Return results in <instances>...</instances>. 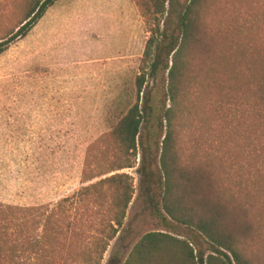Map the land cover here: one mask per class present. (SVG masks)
Listing matches in <instances>:
<instances>
[{"label": "rangeland", "instance_id": "obj_1", "mask_svg": "<svg viewBox=\"0 0 264 264\" xmlns=\"http://www.w3.org/2000/svg\"><path fill=\"white\" fill-rule=\"evenodd\" d=\"M189 1L167 3L160 67L145 83L148 121L134 166L116 171L134 178L135 193L122 239L111 242L103 264L116 253L128 256L154 231L188 240L196 254L211 253L193 228L164 221L150 202L154 195L161 202L164 193L161 156L172 105L167 46L181 41L180 16ZM29 2L0 0V39L18 27ZM203 24L206 32L188 55L174 149L181 162L192 164L203 194L221 204L214 207L228 223L247 221L258 229L247 242L256 264H264V199L251 186L262 160H253L248 147L263 141L251 108L263 77L264 0H211ZM150 35L137 0H58L0 57V203L54 206L73 195L83 186L85 158L96 143L88 175L109 170L119 151L104 136L137 101ZM95 196L86 195V206H110L108 189L102 203Z\"/></svg>", "mask_w": 264, "mask_h": 264}, {"label": "trees", "instance_id": "obj_2", "mask_svg": "<svg viewBox=\"0 0 264 264\" xmlns=\"http://www.w3.org/2000/svg\"><path fill=\"white\" fill-rule=\"evenodd\" d=\"M57 1L30 0L18 27L0 39V57L14 43L26 37ZM137 1L151 35L146 44L141 74L136 81L137 101L109 135L104 136L119 151L116 159L111 161V167L106 172L88 175L89 171H93L90 154L97 143L93 144L84 162L83 186L73 195L62 198L54 206L23 207L0 203V264H103L111 242L118 237L122 239L121 230L135 188L131 175L116 171L134 166L133 158L137 156L141 132L148 121L146 77L160 67L164 51L159 44L164 34L162 19L169 11L168 0ZM210 9L211 0H190L180 16L181 41H172L167 46L169 55H172V64L166 66L170 76L168 96L172 105L165 114L168 132L161 156L164 193L161 202L155 195L150 197V202L164 221L169 218L193 228L210 244L211 253L207 256L203 252L196 254L188 240L154 231L144 234L128 256L113 254L106 264H256L247 241L254 240L258 229L247 221L228 223L224 211L214 207L221 204L214 203L203 194L192 164L181 162L174 149L176 121L181 118L184 102L188 55L192 47L201 41V34L206 32L203 20L208 17ZM251 58L253 64L255 57ZM258 89L259 99L253 100L251 109L253 125L262 127L260 136L263 141L259 145L250 141L248 147L253 160H262L261 169L256 171L257 179H252L251 186L264 199V66ZM111 172L115 173L86 186V182ZM142 173L145 176L147 171ZM148 174L151 180V172ZM103 188L106 190L103 191ZM107 189L112 196L110 206H86V195H96L94 199L102 203Z\"/></svg>", "mask_w": 264, "mask_h": 264}]
</instances>
